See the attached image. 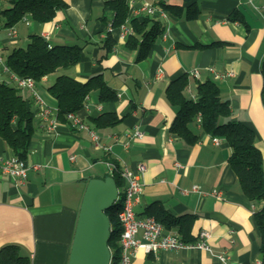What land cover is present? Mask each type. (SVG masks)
Masks as SVG:
<instances>
[{"label": "crops", "instance_id": "obj_1", "mask_svg": "<svg viewBox=\"0 0 264 264\" xmlns=\"http://www.w3.org/2000/svg\"><path fill=\"white\" fill-rule=\"evenodd\" d=\"M64 1L68 7L48 23L30 19V25L23 21L15 25V37L2 27V56L6 60L15 48H26L32 34L43 36L51 46L80 45L84 48L81 61L43 78L37 83L39 94L57 108L48 88L59 75L85 82L102 74L118 98L102 103L94 91L88 107L76 112L98 135L95 140L88 130L74 127L66 117L57 115L56 125L50 128L38 116L30 91H21L32 104L36 131L25 162L27 179L21 182L0 170V249L15 244L23 255L31 257L32 264H69L90 179L112 176L110 163L132 170L143 163L147 169L137 213L147 216L162 208L175 218L195 215L191 236L197 241L202 230L210 232L212 251L191 248L148 254L141 250L135 259L138 264H262L255 212L264 207V201L252 202L243 194L229 163L232 148L225 139L205 133L198 124L192 130L199 138L190 144L171 130L177 108L167 99L166 89L173 79L195 69L200 79L189 76L194 93L200 82H217L222 98L230 102L232 119L256 131L264 167V0H195L200 10L195 19L186 18L184 0H160L184 6V11L181 15L170 12L168 19L155 16L165 25V33L139 62L137 51L126 46L128 38L121 37V26H113L115 15L107 6L110 0ZM142 6L137 2V9ZM236 13L242 19L231 20ZM146 15L130 11V18ZM126 23L130 24L129 20ZM108 37L115 45L107 53ZM210 68L233 75L216 80ZM9 77L0 67V81ZM186 94L191 98L188 90ZM105 112H115L121 121L97 127L93 119ZM137 127L144 136L134 138L125 148L126 133ZM108 146L111 150H106ZM0 154L15 156L1 135ZM119 175L124 187L120 171ZM194 186L204 194L193 192ZM164 232L182 237L175 227H165ZM220 255L225 256V262Z\"/></svg>", "mask_w": 264, "mask_h": 264}, {"label": "trees", "instance_id": "obj_2", "mask_svg": "<svg viewBox=\"0 0 264 264\" xmlns=\"http://www.w3.org/2000/svg\"><path fill=\"white\" fill-rule=\"evenodd\" d=\"M7 1L8 6L1 5L0 8V23L4 28L19 24L25 16L36 23L45 24L52 21L60 10L68 7L64 0ZM184 2L187 3L186 18H197L200 10L195 0ZM160 5L168 13L181 15L184 11V6L170 5L163 1H160ZM107 6L114 12V27H120L129 20L135 34L128 37L126 46L129 50L137 51L138 62L146 59L156 41L164 35L165 25L156 17L149 15L130 18L128 0H110ZM230 19L242 18L236 13L231 15ZM30 38L26 48H15L6 59L10 70L21 77H31L39 83L45 76L75 66L81 61L84 48L80 45L51 46L48 40L39 34H32ZM114 45V39L108 37L105 41L107 53ZM262 75L264 80V63ZM189 82V75L182 74L173 79L166 89L167 99L177 108L171 130L192 144L199 138L192 130V126L199 124L197 119L201 115L200 126L203 131L213 137L223 138L230 144L232 154L229 163L238 176L243 194L252 202L264 201L263 155L256 145V131L249 124L232 119L230 102L222 98L221 88L217 82L213 80L200 82L197 86L199 97L197 101L186 94ZM48 91L56 100L57 115L61 118L81 110L86 104L87 97L94 91H98L102 103L114 102L118 98L102 74L91 76L85 82L62 74L49 86ZM262 101L264 104V82ZM93 120L97 127H109L121 121L115 112H105ZM35 131V113L30 100L13 84L0 81V135L11 147L14 155L24 162L27 160ZM108 176L110 175L103 178ZM112 176L120 190V199L107 211L112 227L109 246L112 253L111 264H119L122 228L118 214L122 207L123 181L119 171H115ZM148 216L155 217L168 229L177 228L184 241L188 243L196 241L191 236L195 215L187 214L175 218L160 208ZM255 222L261 237L260 249L264 264V207L255 212ZM0 264H32V259L22 254L20 246L11 244L0 249Z\"/></svg>", "mask_w": 264, "mask_h": 264}, {"label": "built area", "instance_id": "obj_3", "mask_svg": "<svg viewBox=\"0 0 264 264\" xmlns=\"http://www.w3.org/2000/svg\"><path fill=\"white\" fill-rule=\"evenodd\" d=\"M141 1L143 3L142 8L137 9V2ZM3 3V0H0V8ZM129 9L131 13H135L136 15L145 12L149 16L155 17L158 15L162 19H168L169 13L164 10L160 5V0H129ZM27 25H30L29 17L25 16L22 20ZM2 25L0 23V29ZM10 36L15 37L17 35V31L14 26L6 28ZM135 34L134 28L128 24L121 25V37L128 38L131 35ZM47 37V36H45ZM0 67L4 72L9 73L10 77L7 82L13 84L17 88L22 90L30 91L33 101L38 107L37 114L41 118V120L48 124L50 128H53L57 123V108L51 107L45 98H43L39 92L37 91V82L31 77H21L18 74L12 72L7 65L6 60L1 54L0 51ZM212 73H214V78L216 80L224 79L227 76H232L233 72L229 73H221L216 71L214 68L209 69ZM162 75V71L158 73V77L160 78ZM189 76L200 79V72L198 69L192 70L189 72ZM46 77V76H45ZM44 77V78H45ZM187 90L191 94V99L197 101L198 94L194 93L190 86H188ZM88 98L85 106L88 107ZM101 109V105L98 106ZM68 121L71 124L80 129L88 130L91 136L98 140V135L95 131L90 128L88 125L84 124L81 119L77 116L76 112H72L66 115ZM202 117L198 116L197 122L201 125ZM144 133L138 127L133 131H129L125 135L126 143H124L125 148H129L131 141L134 138H142ZM214 141L216 143L219 142L218 138H215ZM106 150H111V147H106ZM72 160L75 159L73 156ZM110 171L113 174L115 171H120L123 179H124V187L122 190V207L118 214L119 222L121 224L122 233L119 240L120 247V259L119 264H138L135 259L138 253L143 250L148 254H156L161 250H177V249H191L198 248L202 250L212 251V248L209 244V238L211 237L210 232L206 230H202L199 233V237L197 241L188 243L184 241L177 234H166L164 232V225L158 221L153 216H141L137 213L136 207L141 201V196L143 194V175L146 172V166L143 163H139L137 165L136 170H132L131 168L125 166L123 169H120L115 163H110ZM0 170L4 174H8L13 177H17L21 182H24L27 179V166L24 161L20 160L18 157H3L0 154ZM193 192H197L200 194H204L200 190L199 186H194L192 188ZM184 193H189V191H184ZM214 195L218 197L221 196L220 192L214 191ZM219 258L225 262L226 258L223 255H220Z\"/></svg>", "mask_w": 264, "mask_h": 264}, {"label": "water", "instance_id": "obj_4", "mask_svg": "<svg viewBox=\"0 0 264 264\" xmlns=\"http://www.w3.org/2000/svg\"><path fill=\"white\" fill-rule=\"evenodd\" d=\"M120 199L113 176L90 179L79 215L69 264H111L112 227L107 211Z\"/></svg>", "mask_w": 264, "mask_h": 264}, {"label": "rangeland", "instance_id": "obj_5", "mask_svg": "<svg viewBox=\"0 0 264 264\" xmlns=\"http://www.w3.org/2000/svg\"><path fill=\"white\" fill-rule=\"evenodd\" d=\"M2 6H3V7L8 6V1H7V0H3ZM38 89L40 90L41 94L44 95L43 90H42L41 88H38Z\"/></svg>", "mask_w": 264, "mask_h": 264}]
</instances>
